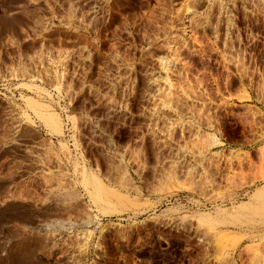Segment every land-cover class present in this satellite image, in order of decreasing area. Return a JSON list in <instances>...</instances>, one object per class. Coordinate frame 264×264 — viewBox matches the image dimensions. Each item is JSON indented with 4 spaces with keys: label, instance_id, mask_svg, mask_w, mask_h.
I'll return each mask as SVG.
<instances>
[{
    "label": "rangeland",
    "instance_id": "rangeland-1",
    "mask_svg": "<svg viewBox=\"0 0 264 264\" xmlns=\"http://www.w3.org/2000/svg\"><path fill=\"white\" fill-rule=\"evenodd\" d=\"M0 264H264V0H0Z\"/></svg>",
    "mask_w": 264,
    "mask_h": 264
},
{
    "label": "bare ground",
    "instance_id": "bare-ground-1",
    "mask_svg": "<svg viewBox=\"0 0 264 264\" xmlns=\"http://www.w3.org/2000/svg\"><path fill=\"white\" fill-rule=\"evenodd\" d=\"M46 121V120H45Z\"/></svg>",
    "mask_w": 264,
    "mask_h": 264
}]
</instances>
